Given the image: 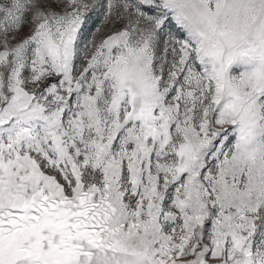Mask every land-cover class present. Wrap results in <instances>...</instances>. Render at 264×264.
<instances>
[{"label":"snow or ice","instance_id":"obj_1","mask_svg":"<svg viewBox=\"0 0 264 264\" xmlns=\"http://www.w3.org/2000/svg\"><path fill=\"white\" fill-rule=\"evenodd\" d=\"M0 264H264V0H0Z\"/></svg>","mask_w":264,"mask_h":264}]
</instances>
